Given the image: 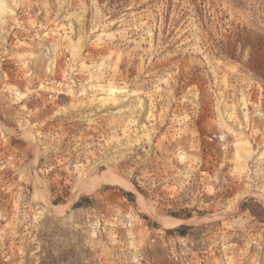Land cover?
Listing matches in <instances>:
<instances>
[{"label":"rangeland","instance_id":"obj_1","mask_svg":"<svg viewBox=\"0 0 264 264\" xmlns=\"http://www.w3.org/2000/svg\"><path fill=\"white\" fill-rule=\"evenodd\" d=\"M0 264H264V0H0Z\"/></svg>","mask_w":264,"mask_h":264},{"label":"bare ground","instance_id":"obj_2","mask_svg":"<svg viewBox=\"0 0 264 264\" xmlns=\"http://www.w3.org/2000/svg\"><path fill=\"white\" fill-rule=\"evenodd\" d=\"M116 174L113 173V171L110 173L109 177L106 178H102L103 182L112 186H119L125 190H131L132 186L130 184H128L125 180L118 178L115 176ZM87 183V182H86ZM89 184V182H88ZM92 185V184H91ZM99 185V184H98ZM97 185V186H98ZM96 187V184L93 186V188ZM100 187V186H99ZM86 190V189H85ZM137 204L138 206L143 210V211H147V206L146 203L144 201V199L139 196L137 199ZM149 211V210H148ZM147 211V212H148ZM149 214V213H148ZM151 214V213H150ZM156 221L164 228V229H176L178 227H180L185 220H181V219H177L174 217H158V219H156Z\"/></svg>","mask_w":264,"mask_h":264},{"label":"built area","instance_id":"obj_3","mask_svg":"<svg viewBox=\"0 0 264 264\" xmlns=\"http://www.w3.org/2000/svg\"><path fill=\"white\" fill-rule=\"evenodd\" d=\"M171 253V257L175 260V261H180V262H184V259L179 257L178 255L174 254L172 251L170 252Z\"/></svg>","mask_w":264,"mask_h":264}]
</instances>
